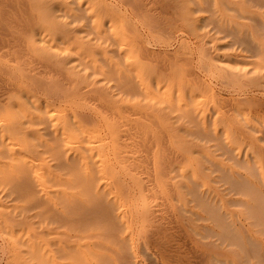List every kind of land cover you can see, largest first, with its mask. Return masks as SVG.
I'll use <instances>...</instances> for the list:
<instances>
[{"label":"rangeland","instance_id":"rangeland-1","mask_svg":"<svg viewBox=\"0 0 264 264\" xmlns=\"http://www.w3.org/2000/svg\"><path fill=\"white\" fill-rule=\"evenodd\" d=\"M106 1H108V2L113 1L115 4L120 6L121 9H123L122 11H126L125 9L130 7L128 9L129 11L127 10L128 12L127 11L126 12H127L129 20L130 19L132 20V24L129 23V22H131L129 20H128L127 24H129V26L132 25L133 28H137L143 34L144 38L146 37L145 35L148 36V38L146 37L147 40L145 38L146 46L148 48H150V50H152V52L154 53L153 54L154 56L157 54L156 57L159 58V59L157 58L159 63L156 64L157 65L156 67H158L162 71V73H163V70L165 73L167 72L165 74L166 76H168L171 73L176 74V77L180 81V82L177 81L176 83L178 85L179 84L182 85V87L184 89L183 98L179 99L176 95V96H174L175 99H173V101H171L169 103L166 100L167 98L164 99V97L166 95L165 92L163 90L161 92H159L158 89L156 87H154L153 88L154 91L156 92V89H157V92H159V94H160L159 95L158 93H156L158 95V97H157L158 103H156V104L157 105L159 104L156 107H157V110L158 109L161 110V111H158V113H157V115L159 114L158 116H160L161 118L157 117L155 113H153V115H152L149 112L142 111L140 113V112L136 111L134 109V104L136 102H140L141 104H144V105L150 104V102H148L150 98L148 99L147 96L141 92V90L139 89V84L137 82L136 76L134 74L135 73L134 72L135 63L133 61L135 59L134 57H136L137 54L134 53L133 56L126 58V54H128V52H129V51H127V52H124V54H123L124 57H122V56L120 57V55H118V53L116 51H117V49H121V48H120V46H117L119 44L112 37L113 35L111 34L112 30H111L110 26L105 24V26L103 27V29L106 33L104 41L105 40L108 41L109 38L111 39V37L113 38V39H111V41H113V40L114 41L113 42H110V41L106 42L105 45H104L103 39H102L103 43H100V42L96 43L94 41L93 43H95V45L93 44L94 45L93 47L97 50H98V48L103 49V50L105 49L104 51L108 52V56L113 57V61H114L113 63L114 64H111L109 61L107 62V59H106L107 57L104 55V53L97 52V50L92 53L93 54L92 58L93 57L96 58V62H97L96 65H94V63L88 59L85 60V59L80 58V60L74 61V59H77L79 57V52H80L79 45H80L81 41L77 38L75 40H71L72 39L71 36H74L73 33H71V32L69 34L68 33L66 34V35H68L69 38L71 37L70 40H69V38L65 39L67 37V36H65L63 40L55 39L52 41H51L50 35L47 36V34L41 32V31L39 32V34L37 35L38 37H36V44H38L39 48L41 49V54H43L42 56L44 57V59H46L47 57L48 58H47V60H45V65H43V62H44L42 60L43 57L40 56V58H39L37 52H35V55H33V53H34L33 51H31V52L29 51L27 53L25 52L27 57L24 58V61H31V62L35 61L34 64L36 65L34 68V72H32L33 69H31L30 71H26V74L29 75V78L26 77V78H28V80L24 77L25 75H22L23 71L21 73L20 72L18 73V69L16 70V68H18V66H20L22 64L21 62L19 64L18 59L11 60L14 62L13 64L10 61L0 59V70H2L1 68L5 67L10 72V75H8L7 73H9V72H7L6 69H4L6 71L3 70L4 72L0 71V107L2 106V110H3V107H4L3 105H6V106H8V109L13 114L16 115V117H17L16 119H17V121H19V122H17L18 123L17 127L19 128L18 129L19 132H21L18 134V137L19 138L23 137L26 139V142L28 143L29 148L31 149L30 150L31 156H33L35 158L39 157L44 162V164L41 168L42 170H44V172H41L42 170L39 171V172H41V175L45 174L46 170H47L45 168L49 167L53 170L55 169L60 174L62 173L63 170H64L63 172H65V173L70 171L75 176V174H77L79 171H81L80 170L81 164L79 162L80 152L78 151L77 148H71L72 147V146H70L71 144L69 145V142L66 139V137H64V135H62L61 132L59 131V128H60L59 124L63 119H66L65 118L66 116H67V118H71L72 115L70 113H76L77 110L74 107H72L69 103H68L69 104V106H68L67 102H63V101L59 102V100H57V98H54L55 100L51 99V101L55 102L56 105H55V103H54V105L50 104L51 103L49 101L50 99L48 100L46 98V100H44V98L46 96H45V92L43 89L45 88L44 85H46L47 89L50 87V89H51L50 93L51 94L54 93L53 95L55 97L63 96V95L66 96L68 94H71L69 92V91H71L70 89H72V88H74V86L76 87L78 85L77 80L79 78L77 79L76 77H78V76L72 72L73 71L72 67L73 66L77 67V70L82 71V73H80L79 76L83 80L82 81L80 79L81 82H83V83H81L79 86L83 87V90H85V91L89 90V92L86 94V96L89 99V101H87V102L90 105V109H96V111H98V109L101 107L100 106L101 98H99L100 97L99 95H101L102 97H104L106 95L111 100L117 101V102H115L114 108L119 110V113L116 112L115 116H118L120 119L118 117L115 118V116H113V119H111V123L114 124V128L117 129L118 132L115 131V129H114L115 132L112 134L109 132L110 131L109 126L102 124V125H104L102 127L103 128L105 127L104 133H102V138L105 140L102 139V141H98L97 142L98 145L95 144L96 146L94 145V149L91 152L87 151L88 153H86V151H84L82 149L88 158L90 166H92L93 168L100 167L105 162L107 164V166H110L111 168L113 167L117 171V173H119V177L121 176V178L123 176L125 177L127 175L126 174L128 171L127 169L132 168V167H139V168L142 167L143 169H153L154 170L155 167H157V166L158 167L165 166V168H169V169L172 168L170 170L171 182L173 181V183L176 182V184H177V182H178L179 184H181L182 182H180V181H184V183H188L190 185V187L192 188V190L194 192H196L198 195L200 192H203L202 187L196 185L193 180L189 181L190 177L188 178V180H187V178H186V180L184 178L183 179L179 178V174L182 176L183 173H189L192 170L191 169L192 167H190L191 165L188 166L189 163L187 162L190 159L191 161L198 164V166L201 165L200 167L203 168V170H204L203 171L201 169L203 171V176L204 175L206 176L209 174L208 175L209 179L207 178V181H208L207 183L212 188L217 189L218 192L221 193L220 196H222L225 200V207L228 210H232L231 212L234 214V215H232V219H231L232 220L231 223L233 225V228L236 229V230H234V232L236 233L237 237L238 236H240V237L243 236V237L242 238L238 237V240L237 239L235 240V243H238L239 245L235 244V246H230V247L228 245H224V246L221 245V240L218 239L217 237H209L207 239L202 240V242L204 244H206L208 247L205 245L206 246L205 248H201V246L203 245L202 242H200L201 237L197 236L196 234L193 233V231L189 230V228L186 227L187 225H185V224L187 223V221L188 222L190 221L189 224L190 223L192 225H193V223L195 225L197 224L201 230L207 231L206 228L213 226L214 224H216V222H214V224H213L212 220H210V221L206 220L205 217L209 218L210 217L209 214L208 213L205 214L204 211H203L204 212L203 213L202 210L197 209L195 207L196 204L193 202L192 205H191V203H189L188 209L191 210V212H190L191 214H188V213L186 214L188 220L186 218H184L185 221H182V222H184L185 224H183V226L179 225L178 223L174 224L173 220L170 221L172 223V225H171V223L168 225V223H169L168 219H165V221H163V222H168L167 227L169 229L173 228V230H172L173 233H172V231L169 230V233H170L169 235H170V238L172 237L173 242L170 243V245L169 244L163 245V244L159 243V240L161 239V237H164V236L155 235L154 238L152 237L150 239V237L147 233V226H149V224L148 223L141 224V222L136 223V217L133 216V214H131L135 210L134 211L131 210L133 212L130 213V209H131L130 206L127 205V209H129V207H130V209L129 210L126 209L127 212H124L125 215L123 213L124 218H126V219H123V221H124L125 226L127 223L131 229H134V232L130 229H129V231H125L124 225H121V224H118V226H119V228H118L117 223H119V221L116 218L117 212L115 210V206H112V204H107V206H106V204L105 205L102 204L106 207V209L103 210V212L104 211L107 212L109 210L110 212L108 211L107 212L108 214L106 212H104V213L98 212L99 215H97V213L94 214L90 211H89V214L87 213L88 211H86L84 213L85 214L84 216H87V219L88 220L90 219L91 222L94 224L93 227L94 228L96 227L97 233L93 232L92 234H93V236H96L95 234H97L98 239L95 240L96 238H93L94 240L93 239L92 240L95 242L97 241L96 243H98V241L103 242V241H107V239H109L108 241H110V239H111L110 237H112L114 239H111V240H114L113 242L115 244L119 241L117 239H122V238H117V237L120 235L119 233L123 229V231H121V233L123 232V234L120 235L119 237L124 236V239L126 240V241L124 240V244L127 245V248L125 246V249H127V250L123 249L122 251H120V254H119V252L117 253L115 251L109 250L107 252V250H99L98 248L97 249L94 248L93 249L94 252L92 251L93 253L91 251H88V255L90 256V258L88 259L89 261L85 260V259L84 260L80 259L79 256L76 257L77 255L73 254V255H76L75 256L76 258L72 259L71 256H70L71 259H67L68 257H66V258L62 257V259H61L62 263H64V264H66V263L67 264L68 263L69 264H99V263L100 264H132V263L133 264L134 263L135 264H178V263L186 264V263H188L189 264L191 261V264H194V262L197 263L198 259H199L198 262L200 261V258L202 257L201 256L202 252L204 254L207 253V254L211 255L210 254L211 251H213L214 249L215 250L217 249V252L222 254L223 258H225V256H231V258H233L234 261L236 260L235 261L236 264H258V263L264 264V234L262 235V232H261L264 229V223H262L264 221V217L259 218V219L263 220L261 222V221H258L259 219H258V215H257V212L260 211L261 209H262L261 210L262 212L264 211L263 210L264 209V202H263V200L261 201V199L264 198V196H263L264 195V187H263L264 184H263V180L260 176L261 169L264 170V136H263L264 135V0H225V1L224 0H195V2L197 4L194 2V0H185V2H187V3H185L184 0H162V1L161 0H140V1L138 0L139 3L141 2L140 4L138 3L139 6L140 7L142 6V7L140 8L138 6V7L134 8L135 10L133 9L132 6L128 5L127 0H125L123 2L120 0L119 1H117V0H106ZM152 2H153V4H152ZM120 3L123 5L122 7H121ZM123 3L124 4L126 3V4L124 5ZM147 3H148V5H147ZM127 5H128V7L126 8ZM187 5H188V9L184 10L185 6L187 8ZM53 6L56 9V15L61 16V17L65 16L63 19L66 20V22H68L70 24L71 28H76V27H79L82 25L86 28V30L88 32H90L89 33L90 38L96 37V33L93 32L94 29L92 30V28H93L92 23L90 24V22H92L91 18L87 14H85V12H81V11L79 12V10L77 8L78 6L75 3V0H63V1L57 0L56 3L53 4ZM158 8H160L161 10ZM132 9H133V11H132ZM139 10L140 11L142 10V11L140 12ZM163 10H164V12H163ZM131 11L133 13L135 11L136 13H134L132 15ZM74 14H78L80 16L81 20L82 19L83 20L80 22L74 23L73 18L67 17V16L71 17V15H74ZM144 14H145V17H144ZM149 16H151V18ZM131 17H134V18H131ZM146 17H147V19H146ZM162 17H164V18L162 19ZM70 19H72L73 21ZM134 21H135V23H134ZM157 25H158V27H156ZM165 25H167V26H165ZM169 25L171 28L169 27ZM107 26H108V28H107ZM149 26H151V27H149ZM132 27H130L131 28L130 30H134ZM147 27H149V29L151 28V30L153 29L152 30L153 32L150 33V31H148L149 29ZM155 27H156V29L158 28L160 30V32L158 29L156 30ZM172 27L177 32L176 31L174 32V29ZM10 28L13 29L12 27H7V30H5L7 32L0 29V37L2 36L1 38H3L6 42H8V45H14L13 41H11V37L8 36L9 35L8 30ZM182 28H184V29H182ZM161 29H163V30H161ZM164 29H166V31ZM183 30L187 33H185ZM147 31L150 34H148ZM157 31H158V33H162L161 36L157 33ZM167 31L170 34L165 33ZM155 33H157V35ZM6 34H8V35H6ZM164 35H165V37H164ZM153 36H154V38H153ZM155 36H158L161 38V40H159L160 45L156 42L157 39L155 38ZM172 36H173V38H172ZM167 37L170 38L169 39L170 41L168 40ZM154 39H155V42H154ZM166 40L168 42L167 43L168 45L165 42ZM85 41H86V39H84V42ZM10 42H12V43H10ZM42 42H44V43H42ZM115 42H116V45L114 44ZM183 43L185 46L183 45ZM110 44H112V45H110ZM179 47H182L183 50ZM199 47H201V48H199ZM63 48L64 49L69 48L68 50L71 53H68V51H67L66 54H62L63 52L65 53V51H63ZM74 48H78V50L74 49ZM72 49H74L75 51L77 50L76 52L74 51L75 55H74V52L72 51ZM5 50L7 51V49H5ZM60 50L62 51V53L60 52ZM113 50L117 54V55H115V58L113 55L109 54L110 51H113ZM180 50H181V52H180ZM8 51L11 53L13 52V51H11V49ZM77 52H78V54H77ZM130 53H131V51H130ZM169 53L172 56L169 55ZM36 54H37V56H36ZM95 54H97V55H95ZM98 54H100V55H98ZM158 54L160 55V57L158 56ZM46 55H47V57H46ZM165 55H168L170 58H168V56L166 57ZM206 55H207V57H206ZM33 56L35 59H39V60H37V62H36V60L34 58H32ZM76 56H78V57H76ZM116 56H117V58H116ZM161 56H162V59L160 61ZM184 56H185V58H184ZM211 56H213V57H211ZM164 57L166 60H167V58L170 60L165 61V59H163ZM62 58L64 59V61ZM71 58L73 59V61ZM171 58H172V60H171ZM180 58L181 59L183 58V59L181 60ZM81 59L83 60L82 62H81ZM205 59H207V60H205ZM53 60H55V61H53ZM39 61H40V64L42 63V65L38 64ZM50 61H51V63H49ZM79 61L83 64V66L80 63L81 67H79L80 66ZM163 61H164V63H160ZM74 62H77L78 64L74 63ZM132 62L134 63V65ZM166 62H168V63H166ZM53 63L56 65L54 66ZM189 63L192 64V66L188 65ZM103 65H104V67H103ZM232 65H233V67H232ZM100 66H101V68H100ZM109 66L111 67V70L109 69L110 68ZM179 66H180V68H179ZM13 67L14 68L16 67V68L14 69ZM112 67H113V69H112ZM160 67H162V68H160ZM210 67H212V68H210ZM87 68H89V69H87ZM207 68H210V70H208ZM60 70H61V72H60ZM182 70H183V72H182ZM219 70H220V72H219ZM94 72H95V74H94ZM129 72L131 73V75ZM213 72H215V73H213ZM221 72H223V73H221ZM13 73H14V75H13ZM23 73L25 74V72H23ZM97 73H100V74L97 75ZM213 74H214V76H213ZM222 74H223V76H222ZM69 75H71V77H73V78H71ZM11 76H17L16 77L17 79L12 80V78L14 79V77H11ZM33 76H34V78L40 80V81L38 80V83H37V81L35 83V84H37L36 86L38 87L37 88L38 92L36 91V86H34L35 84L29 85L32 82L33 83L35 82V81H33V80H35L33 78ZM125 76H126V78H125ZM91 77H92V79H91ZM127 77H128V79H127ZM20 78H21V80H20ZM83 78H85V80H86L85 82H87V83L84 82ZM29 79H33L32 82ZM29 81L31 83H27L28 85H25L26 84L25 82H29ZM133 81H135V82L133 83ZM20 82H23V83L19 84ZM41 82H42V84H41ZM118 82H119V84H118ZM89 83H91V85L88 88L84 89L85 86ZM128 83H130V84H128ZM135 83L137 84L136 88L134 86ZM227 84H228V86H227ZM71 85H72V87H71ZM124 85L125 86L127 85L129 87H125ZM24 86H26V87L28 86L29 88L27 87L28 89H26V87H24ZM31 86H32V88L34 87L33 90H31V88H30ZM205 86L206 87L208 86L209 89L206 88ZM119 87H122V88H119ZM128 88L130 91L128 90ZM15 89H17L19 91L17 92V90H15ZM201 89H203V90H201ZM209 90H210V92H209ZM59 91L62 92L61 95H59V93H58ZM9 92H11V93H9ZM16 92H17V94H16ZM131 92H133L132 95H130ZM203 92H205V93H203ZM139 93L142 94V96H140ZM162 93H164V95ZM192 93H195L197 95L192 97V95H191ZM117 94L120 96H118ZM13 95L14 96L16 95L15 96L16 98ZM133 95H134V97H133ZM199 95H202V96L206 95L207 96V98L205 97L206 100L201 99L202 96L200 97ZM217 95L220 98H218ZM137 96H139V98ZM188 96H190V97H188ZM166 97H168V96L166 95ZM96 98H97V100H96ZM247 98L251 101V103L252 102L253 103L251 104L250 101L248 102ZM10 99H11V101H10ZM219 99L222 102H220ZM13 100L15 102H13ZM179 100L180 101L184 100V102L181 101L180 104H178ZM255 101H256V105H255ZM96 102L97 103L99 102V106L96 105L97 104ZM182 103H184V105H182ZM65 104H66V106H65ZM194 104H195V106H194ZM186 105L188 106L187 108H186ZM70 106L74 111L71 110ZM54 108H56V109H54ZM123 109H125V110H123ZM50 110L53 112H56V114H57V112H58V114L60 112L61 113L59 115L58 114L56 115L55 113L53 114V112H51ZM79 110H82V109H79ZM183 110H185V111L183 112ZM82 111H83L82 113H81V111H78V113L86 114V112L88 110L87 111L82 110ZM125 111L128 114H130V113L131 114L128 115ZM89 112L93 113L94 111L90 110V111H88V113ZM3 113H4V111H2V113H1V109H0V150H1L0 151V162L1 161L3 162V163L1 162L2 165L5 164L3 166H0V167H2V168H0V170L2 171L1 173H6V175L4 174L5 178L4 177L0 178V186L2 185V182H3V186L0 187V190H1L0 191V205L2 206L1 210H0V220H1L0 221V235H1L0 236V264H11V263L12 264H19L17 262H18L20 255H21L20 252L29 251V250H28V248H11L12 247L11 245L17 246L16 242L19 241L21 245L23 244V246H25L24 245L25 241H27V243H28V241L33 240V238H32L31 233H29V232L27 234H30V235L26 234V236H25V234H23L24 231L27 229H25V230L23 229V231H22L23 233H22L21 232L22 229H20L19 226L15 227V225L26 223L27 227H29V226L33 225L32 223L30 224V221L38 222L41 219V217L38 216V214L43 213L42 217H44V218L41 219V220L44 219L43 222H45L47 224L48 219H49L50 224L48 222V226H50L52 228H61L60 227L61 225L63 226L66 224L62 221V220H64L65 217L61 212L64 209H67V206H69V205L66 206L63 203L64 201H62V204L60 203V205L58 207H53V206L47 205L48 204L47 202H46L47 203L46 206H45V204L43 205L42 202H45V201L41 195V192L39 193L38 189L34 188V187H36V184L33 182L35 185L34 186L33 183L29 182L31 184L28 185L25 182L26 181L25 178H24V180L22 178V180L24 181V184L26 183L25 185H27V186H25L23 184V182L21 181V175H22V177L27 176L26 178H29L28 175L31 177L33 176L29 166L25 165L21 161L18 163V166L16 167L15 170L8 168V164L11 163V162L8 163L9 160H11V155H9V154H11V152H12L11 149H13V148L11 146L9 148L8 147L9 145L7 144V142L4 141L6 139L5 138L2 139V136H1L3 133H7V130H8L7 128L9 126V124H8L9 123V120H8L9 117L4 115ZM142 113H145V114H142ZM107 114H109V112ZM122 114H124V115L127 114L129 117L127 115L124 116ZM181 114H183V115H181ZM3 115L6 116V118L5 117L4 118L7 120H4ZM133 115H135V116H133ZM123 116L125 117V119H122ZM141 117H142V119H141ZM2 118H3V120H2ZM16 119L14 118V120H16ZM118 119L121 121L123 120L125 122L118 121ZM166 119H168V120H166ZM137 122H139V124H137ZM123 123H126V124H123ZM144 123H146V124H144ZM164 125H166V126H164ZM117 126H119V127H117ZM148 126L150 128L151 127L152 128L151 129L149 128V130H148ZM231 126H232L233 130L230 129ZM46 131H47V133H46ZM68 132L70 134L75 133L76 136H80V134L77 135L79 132H77L74 127L70 126L68 128ZM76 132H77V134H76ZM210 132H211V134H210ZM106 133H107V138L105 137ZM150 133H152L151 134L152 137L150 136ZM103 134H105V135H103ZM222 135H223V137H222ZM228 136H229V139H228ZM53 138H54V140H53ZM79 138H80L79 139L80 141H83V146L85 148H88L89 147L88 140L81 139L82 136H80ZM152 138H153V140H152ZM111 139H112V141H110ZM158 139H159V141H158ZM160 140L163 143H161ZM15 141H16V143L19 142L18 140H15ZM103 142H105V143L103 144ZM153 142L156 144H154ZM66 143H68V146ZM180 144H181V146H183V145H185V146L180 147ZM106 145H107V147H106ZM2 146H4L3 149H1ZM176 147H177V149H176ZM8 148L11 152H8L9 151ZM178 148H180L181 150ZM70 149H71V151H73V150L74 151L70 153ZM101 151H103V152H101ZM96 153L99 157L96 155ZM114 153H117V154L114 155ZM34 155H36V156H34ZM160 155L162 156V159H164V160H162L164 165L162 164ZM195 155H197V156H195ZM72 156H74V157H72ZM216 156H217V158H216ZM76 157H77V159H76ZM204 158H206L208 161ZM6 160H8V161H6ZM236 161L237 162L239 161L240 163L239 162L237 163ZM256 161H257V163H256ZM4 162H7V163H4ZM75 162H78V163H75ZM185 162H187V163H185ZM253 162L256 164H254ZM212 163H214L213 166H217V167H215L216 169L214 167H211ZM252 163L254 165H256V168H255V166L252 167L253 166ZM66 164H70V166L69 165H68L69 167L65 166ZM72 164H74V165H72ZM77 164H79V165H77ZM178 164H180V165H178ZM24 165L26 166V168ZM170 166H171V168H170ZM3 167H6V169L5 168L3 169ZM58 167H60V170ZM63 167H64V169H63ZM219 167H220V169H222L223 172L222 171L220 172ZM124 168H125V170H124ZM183 168H190L191 170L190 169L183 170ZM122 169H123V171H122ZM178 169H180V171H177ZM217 169L219 170V172H217L218 171ZM245 169H247V170H245ZM3 170H5V171L9 170V171L4 172ZM228 170H229V174L227 175ZM15 171L17 173L16 176H14ZM28 171H29V173H28ZM177 172L179 173V174H177L178 177L176 176ZM216 172H217V174H215ZM122 173H124L125 175H123ZM212 173H213V175H212ZM66 174H68V173H66ZM246 174L250 179L246 176ZM255 174H256V176H255ZM258 174H259L258 181H256ZM1 175L3 176V174H1ZM18 175H20V176H18ZM253 175H254V177L252 178ZM124 177L121 179V182L123 180H125V182H128V176H126V179H124ZM219 177L222 179L224 178L225 180H221ZM245 178L246 179L248 178L249 180L248 179L246 180ZM1 179H2V181H1ZM175 179H176V181H175ZM245 180H246V186H245ZM119 181H120V178H119ZM20 182H21V184H20ZM214 182H215V184H214ZM235 182H236V186H235ZM184 183H182V184H184ZM253 183H255V184H253ZM13 184L15 186H13ZM198 184H201V183H198ZM229 184L234 186L235 190H232V186ZM247 184H248V186H247ZM250 184H251V186H250ZM11 185L13 187H11ZM31 185H33V186H31ZM50 185L53 186V188L55 190H62L64 188H66L65 187L66 185H64V183H60V182H52ZM28 186L31 190H29ZM15 187L17 189H15ZM19 187L22 189V191H21V189L19 190ZM247 187H248V189H247ZM9 189H12L14 194L11 193L12 191H10ZM34 189L35 190L37 189V190L35 191ZM239 189H241V190H239ZM251 189L252 190L254 189V191H252ZM255 189L257 191H255ZM14 190H16V191H14ZM1 192H2V194H1ZM26 193H28V194H26ZM252 193L254 196L257 193H259L258 195L260 197H256V199H258L260 203H257L255 201V198L252 199V196H253ZM36 194L37 195L39 194V195L36 196ZM223 194H224V196H223ZM235 194H236V196H235ZM18 195H20V196H18ZM27 195L30 197H27ZM15 196H16V198H15ZM32 197H34V198H32ZM28 198L34 199L33 200L34 203H32L33 201L29 200ZM92 198H93V196H91V199ZM205 198H206V194H205ZM40 199L43 201L41 202ZM91 199L89 198L90 201H92ZM209 199H211L208 201L213 203L212 205H214V203H216V205H218L216 208H218L220 206V204H217V198L209 197ZM245 201H247V203ZM27 202L30 204H28ZM40 202L42 203L41 206L44 209H42L41 206H39ZM173 203L175 204V208L176 207L177 208L175 210H172L170 208L167 209L168 206L170 205L167 202L166 203L167 208L165 207V210H164L165 211L164 217L170 218V215H172L173 213L176 212L177 217L179 216V218H180L181 212L179 211L178 206H176V203L175 202H173ZM20 205H21V207H19ZM24 205L25 206L27 205V206L25 207ZM234 205L237 208L233 207ZM22 206H24V207H22ZM47 206L51 207L52 209L51 208L48 209ZM60 206H62V207H60ZM108 206H109V209L107 208ZM111 207L112 208L114 207V208L112 210H110ZM3 208L9 209V211L4 210ZM26 208H28V209L26 210ZM62 208H64V209H62ZM45 209H48L47 211L49 213L46 212L47 215H45L46 213L44 214L45 211H43V210H45ZM162 209H163V207H162ZM39 210H42L43 212L39 211ZM114 210H115V212H114ZM246 211H249V214ZM255 211H257V212L254 216ZM80 213H81V211L79 212V214ZM6 214H8V215L10 214L9 216L13 220L12 219L9 220L8 219L9 216H7ZM105 214H107L108 217ZM44 215L47 217H45ZM104 215H105V217H104ZM243 215H245V216L243 217ZM248 215L251 217V220H250V218L247 219ZM38 217H39V219H38ZM97 217H99L101 219L100 223L98 222L99 220L97 219ZM254 217L257 220L254 219ZM19 218L21 220H19ZM46 218H48V219L46 220ZM76 218H77V220H75ZM106 218H110L112 221L110 219L106 220ZM57 219H58V222L60 221V223H59V225L61 224L60 226L58 225V223L56 221ZM78 219H79V216H77V215L73 216V219L71 216V218L68 220V223L66 225L69 226L70 225L69 223H71L75 227L77 226L79 228L80 225L77 222ZM103 219H105L108 222L109 221L112 222V223L109 222L108 224H110V226H112L111 228H113L114 232H109L107 227L102 226L105 223V222L102 223ZM200 219H201V221H200ZM236 219H238V220H236ZM15 220L16 221L18 220V221L15 222ZM65 220L67 222L66 218H65ZM70 220H71V222H70ZM26 221L27 222L29 221V225ZM191 221H193V222H191ZM51 222H54V224ZM248 222L253 223L256 226L260 222V224L262 223L261 227L263 226L262 227L263 229H261L259 224L258 225H259L260 229L258 226L257 227L253 226V224H248L249 228H247ZM140 224H141L143 229H141V226H139ZM57 225H58V227H56ZM105 225H106V223H105ZM170 225L172 228H170ZM216 225L220 230L216 229L215 227H214V229H216V231H219L221 233L222 232L221 228L219 227L218 224H216ZM34 226H36V225H34ZM136 226H137V228H136ZM174 226L180 227L181 231H184V230L185 231L181 232L179 229L175 228ZM8 227H12L14 230H16V232L19 230L21 233L17 234L15 231H13L14 235L8 233V237L13 235V236H11L13 238H8L7 234H5V233H7L6 232L7 230H8V232L10 231ZM36 227H38V226H36ZM121 227H122V229H121ZM165 227H166V224H165ZM4 228H7V230ZM97 228L99 229L98 231H97ZM100 228H101V230H100ZM245 228H246V230H245ZM62 229H63V227H62ZM136 229H137V231H136ZM174 229H177V231ZM258 229H259V231L261 230L260 233L258 234L260 237L258 235H256L258 233ZM118 230H119V232H118ZM252 230H254L255 232H253ZM105 231H107V232H105ZM205 231H202V232L205 233ZM117 232L119 235L117 234ZM124 232H126V233H124ZM185 232H186V234H183ZM132 233H134V234H132ZM139 233L140 234L142 233V235H140ZM180 233L182 235H180ZM15 235H16V237L19 238V240L18 239L14 240ZM104 235H105V237H104ZM129 235H132V236L129 237ZM143 235H146L145 240L142 239ZM174 235H175V237H174ZM99 236H101V237L99 238ZM20 237H21V239H20ZM139 237H140V240H139ZM195 238H197V241L195 240ZM250 238H252V239H250ZM130 239H132V240H130ZM116 240H117V242H115ZM216 240L219 242H215ZM120 241H122V240H120ZM120 243H118L117 245L122 246L123 242H120ZM207 243H214V245L220 244L222 248L221 247L220 248H212V247H214V245L207 244ZM6 245L8 248L6 247ZM130 245H132V246H130ZM209 245H210V247H209ZM23 246L19 245L18 247H23ZM119 246H118V248H119ZM195 246H197V247L199 246V248H194ZM244 246L247 248H244ZM241 247H243V248H241ZM120 248H122V247H120ZM15 250H17L16 255H15ZM13 251H14V253H12ZM18 251H20V252L18 253ZM10 252H11V254H10ZM198 252H199V254H198ZM73 253H75V252H73ZM257 253L259 254V256L257 255ZM197 254H198V256H196ZM101 257H102V260H101ZM178 257H180V258L182 257L183 258V259H181L182 261H180V262L176 261L177 260L176 258H178ZM208 258H206L205 260L208 261L209 260ZM63 259H66L67 261L63 260ZM104 259H105V261H103ZM186 259H189L190 261L188 260L186 262ZM173 260H175L178 263H175V261H173ZM200 262H199V264H202V261H200ZM225 264H227V263H225Z\"/></svg>","mask_w":264,"mask_h":264},{"label":"bare ground","instance_id":"bare-ground-1","mask_svg":"<svg viewBox=\"0 0 264 264\" xmlns=\"http://www.w3.org/2000/svg\"><path fill=\"white\" fill-rule=\"evenodd\" d=\"M56 1L57 0H0V29H2V30H7V27H12L13 29H9L8 31V33H9V35L8 34H6V35H8L9 37H11V41H13V43H14V45H8V42H6L3 38H1L0 37V59L1 60H6V61H10L12 64L14 63L13 61H11V60H16V59H18V62H19V64H20V62L22 63L20 66H18V68H16V70L18 69V73L20 72H25V74L22 72V75H25L24 77L26 78V77H28L29 78V75H27L26 74V71H30L31 69H33V71L32 72H34V68H35V64H34V62H31V61H24V58H26L27 57V55H26V53L27 52H31V51H33L34 53H33V55H35V52H37L38 53V56H39V58H40V56H42L43 54H41V49L39 48V46H38V44H36V37H38L37 35L39 34V32L41 31V32H43V33H45V34H47V36H51L50 38H51V41L52 40H55V39H60V40H63L64 39V37L65 36H67L65 39H67V38H69L68 37V35H66L67 33L69 34L70 32L71 33H73V35L74 36H71L72 37V39H71V37L69 38V40L71 39V40H75L76 38L77 39H79L80 41H81V43H80V45H79V49H80V52H79V57L78 56H76V57H78L77 59H74V61H78V60H80V58H82V59H88V60H90V61H92L93 63H94V65H96V58H92V56H93V52L94 51H96L97 49H95L93 46L95 45V43H93L94 41L96 42V43H98V42H100V43H103L102 42V39H103V41H104V38H105V31H104V29H103V27L105 26V24L106 25H109L110 26V28H111V30H112V37L114 38V40L119 44V45H117V46H120V48L121 49H117V53H118V55H120V57L122 56V57H124L123 56V54H124V52H127V51H129L128 52V54H126V58H129V57H131V56H133V54L135 53V54H137L136 55V57H134L135 59H134V63H135V69H134V74H135V76H136V79H137V82H138V84H139V89L141 90V92L143 93V94H145L146 96H147V98L149 99V101L148 102H150V104H141L140 102H136L135 104H134V109L136 110V111H138V112H142V111H145V112H149L150 114H152L153 115V113H155L156 114V116L157 117H160V116H158L157 115V113H158V111H161L160 109H158L157 110V107L156 106H158L156 103H158V100H157V97H158V95L156 94V93H158L159 94V92H161L162 90L165 92V94L168 96V97H166V95H165V97H164V99H166L169 103L171 102V101H173V99H175L174 98V96H176L177 95V97L179 98V99H182L183 98V95H184V89H183V87H182V85H178L176 82L178 81V82H180L179 81V79L176 77V74H174V73H171V74H169L168 76H166L165 74L167 73H165L164 72V70H163V73H162V71L158 68V67H156L157 65V63H159L158 62V57H156V55L154 56L153 54V52H152V50H150V48H148L147 46H146V41H145V38L147 37L148 38V36L147 35H145L146 37L144 38V36H143V34L137 29V28H133L132 27V25L131 26H129V24H127L128 23V20H129V18H128V15H127V12L129 11L128 9L130 8H127L128 7V5L129 6H132L133 7V9L134 8H136V7H138L139 6V4L141 3H139L138 2V0H127V2H128V5L126 6V8L127 9H125L126 11H122L123 9H121L120 8V6H118L117 4H115L113 1V3L112 2H108V1H106V0H75V3L77 4V8H78V10H79V12L81 11V12H85V14H87L90 18H91V20H92V22H90V24L92 23V30H93V32L94 33H96V37H94V38H90L89 36H90V32H88L87 30H86V28L84 27V26H79V27H76V28H71L70 27V24L68 23V22H66V20H64L63 18L65 17L64 15V17H61V16H58V15H56V9L54 8V6H53V4H55L56 3ZM61 1H63V0H61ZM117 1H119V0H117ZM120 1H125V0H120ZM140 1V0H139ZM162 1V0H161ZM225 1V0H224ZM146 2V1H145ZM172 2V1H171ZM178 2V1H177ZM184 2H185V0H184ZM194 2H195V0H194ZM65 3V2H64ZM139 3V4H138ZM164 3V2H163ZM185 3H187V2H185ZM196 3V2H195ZM229 3V2H228ZM121 4V3H120ZM124 4V3H123ZM126 4V3H125ZM124 4V5H125ZM152 4H153V2H152ZM179 4V3H178ZM197 4V3H196ZM147 5H148V3H147ZM151 5V4H150ZM157 5V4H156ZM182 5V4H181ZM184 5V4H183ZM205 5V4H204ZM62 6V5H61ZM123 5L121 4V7H122ZM161 6V5H160ZM125 7V6H124ZM131 7V8H132ZM140 7V6H139ZM142 7V6H141ZM140 7V8H141ZM170 7V6H169ZM178 7V6H177ZM184 7V6H183ZM228 7V6H227ZM133 9H132V11H133ZM139 9V8H138ZM158 9H160V8H158ZM188 9V5H187V8H186V6H185V9L184 10H187ZM135 10V9H134ZM161 10V9H160ZM197 10V9H196ZM203 10V9H202ZM71 11V10H70ZM131 11V12H132ZM137 11V10H136ZM140 11V10H139ZM142 11V10H141ZM140 11V12H141ZM144 11V10H143ZM169 11V10H168ZM163 12H164V10H163ZM178 12V11H177ZM202 12V11H201ZM134 13H136L135 11H134ZM133 12H132V15L134 14ZM64 14V13H63ZM84 14V15H85ZM129 14V13H128ZM146 14V13H145ZM145 14H144V17H145ZM149 14V13H148ZM147 14V15H148ZM170 15V14H169ZM130 16V15H129ZM136 16V15H135ZM155 16V15H154ZM153 16V17H154ZM67 17H69V18H73V20H74V23L75 22H80V21H82L81 20V18H80V16L78 15V14H74V15H71V17L70 16H67ZM150 18H151V16H149ZM148 17V18H149ZM131 18H134V17H131ZM164 17H162V19H163ZM139 19V18H138ZM146 19H147V17H146ZM155 19V18H154ZM70 20H72V19H70ZM72 20V21H73ZM142 20V19H141ZM144 20V19H143ZM150 20V19H149ZM152 20V19H151ZM160 20V19H159ZM129 21H131V22H129V23H131L132 24V20L130 19ZM145 21V20H144ZM172 21V20H171ZM89 22V21H88ZM180 22V21H179ZM134 23H135V21H134ZM152 23V22H151ZM155 23V22H154ZM172 23V22H171ZM176 23V22H175ZM147 24V23H146ZM149 24V23H148ZM181 24V23H180ZM194 24V23H193ZM143 25V24H142ZM154 26V25H153ZM165 26H167V25H165ZM181 26V25H180ZM194 26V25H193ZM196 26V25H195ZM130 27H132L134 30H130L131 28ZM149 27H151V26H149ZM149 27H147L148 29H149ZM156 27H158V25L156 26ZM156 27H155V29H156ZM169 27H170V25H169ZM182 27V26H181ZM89 28V27H88ZM107 28H108V26H107ZM167 28V27H166ZM171 28V27H170ZM173 28V27H172ZM208 28V27H207ZM91 29V28H90ZM154 29V30H155ZM158 29V28H157ZM156 29V30H157ZM174 29V28H173ZM182 29H184V28H182ZM146 30V29H145ZM153 30V29H152ZM151 30V28L148 30V31H150V33H152L153 31ZM159 30V29H158ZM161 30H163V29H161ZM165 31H166V29H164ZM148 31H147V33H148ZM176 30L174 29V32H175ZM179 31V30H178ZM184 31V30H183ZM5 32H7V31H5ZM4 32V33H5ZM92 32V31H91ZM159 32H160V30H159ZM162 32V31H161ZM177 32V31H176ZM182 32V31H181ZM185 32V31H184ZM190 32V31H189ZM192 32V31H191ZM150 33H148V34H150ZM157 33H158V31H157ZM157 33H155L156 35H157ZM165 33H169L168 31L167 32H165ZM164 33V34H165ZM185 33H187V32H185ZM93 34V33H92ZM108 34V33H107ZM160 36H161V34L162 33H158ZM170 34V33H169ZM172 34V33H171ZM194 34V33H193ZM71 35V34H70ZM173 35V34H172ZM196 35V34H195ZM223 35V34H222ZM226 35V34H225ZM108 36V35H107ZM174 36V35H173ZM173 36H172V38H173ZM197 36V35H196ZM111 37V39H113ZM164 37H165V35H164ZM170 37V36H169ZM175 37V36H174ZM188 37V36H187ZM204 37V36H203ZM231 37V36H230ZM6 38V37H5ZM107 38V37H106ZM147 38H146V40H147ZM153 38H154V36H153ZM155 38L157 39V43L159 44V40H161V38L160 37H158V36H155ZM168 38V37H167ZM171 38V39H172ZM205 38V37H204ZM84 39H86V41L84 42ZM111 39L109 38V40L108 41H104V45L106 44V42H113V41H111ZM170 38H168V40H169ZM216 39V38H215ZM7 40V39H6ZM163 40V39H162ZM173 40V39H172ZM78 41V40H77ZM170 41V40H169ZM66 42V41H65ZM79 42V41H78ZM116 42L114 43L115 45H116ZM154 42H155V39H154ZM164 42V41H163ZM162 42V43H163ZM166 42V44L168 43L167 42V40L165 41ZM10 43H12V42H10ZM42 43H44V42H42ZM86 43V44H85ZM244 43V42H243ZM94 44V45H93ZM110 45H112V44H110ZM160 45V44H159ZM163 45V44H162ZM168 45V44H167ZM166 45V46H167ZM183 45H184V43H183ZM76 46V45H75ZM185 46V45H184ZM67 47V46H66ZM77 47V46H76ZM98 47V46H97ZM96 47V48H97ZM250 47V46H249ZM59 48V47H58ZM119 48V47H118ZM179 48H181L182 49V47H179ZM185 48V47H184ZM199 48H201V47H199ZM5 49H7V51L5 50ZM11 49V51H13L12 53L11 52H9L8 50H10ZM67 49V48H66ZM66 49H64L63 48V51H65V53L63 52L62 53V51L60 50V52L62 53V54H66V52L68 51V53H71V52H69V48L66 50ZM74 49H77L78 50V48H74ZM74 49H72V51L74 52L75 50ZM245 49V48H244ZM250 49V48H249ZM44 50V49H43ZM76 50V51H77ZM103 49H100V48H98V50H97V52H101V53H104V55L107 57L106 59H107V62L109 61L111 64H114L113 62V57L112 56H108V52L107 51H102ZM183 50V49H182ZM75 51V52H76ZM130 51H131V53H130ZM154 51V50H153ZM186 51V50H185ZM26 52V53H25ZM75 52H74V55H75ZM116 52H114V50L113 51H110V55H113L114 56V58H115V55H117L116 54ZM180 52H181V50H180ZM202 52V51H201ZM41 55H40V54ZM115 53V54H114ZM208 53V52H207ZM32 54V53H31ZM77 54H78V52H77ZM92 54V55H91ZM168 54V53H167ZM183 54V53H182ZM26 55V56H25ZM95 55H97V54H95ZM98 55H100V54H98ZM163 55V54H162ZM169 55H171L170 53H169ZM187 55V54H186ZM189 55V54H188ZM30 56V55H29ZM36 56H37V54H36ZM135 56V55H134ZM158 56L160 57V55L158 54ZM166 57L168 56V55H165ZM172 56V55H171ZM43 57V56H42ZM46 57H47V55H46ZM45 57V58H46ZM73 57V56H72ZM181 57V56H180ZM205 57V56H204ZM206 57H207V55H206ZM211 57H213V56H211ZM257 57V56H256ZM32 58H34V56L32 57ZM48 58V57H47ZM47 58L46 59H44V57L42 58V60L44 61L43 62V65H45V60H47ZM69 58V57H68ZM116 58H117V56H116ZM158 58V59H157ZM168 58H170L169 56H168ZM167 58V60L165 59V57L163 58V59H165V61H168V60H170V59H168ZM173 58V57H172ZM172 58H171V60H172ZM179 58V57H178ZM184 58H185V56H184ZM216 58V57H215ZM230 58V57H229ZM237 58V57H236ZM35 59V58H34ZM63 59V58H62ZM72 59V58H71ZM81 59V62L83 61ZM161 59H162V56H161V58H160V61H161ZM181 59V58H180ZM183 59V58H182ZM181 59V60H182ZM210 59V58H209ZM36 60V62H37V60H39V59H35ZM51 60V59H50ZM116 60V59H115ZM121 60V59H120ZM179 60V59H178ZM205 60H207V59H205ZM204 60V61H205ZM212 60V59H211ZM53 61H55V60H53ZM63 61H64V59H63ZM72 61H73V59H72ZM102 61V60H101ZM106 61V60H105ZM130 61V60H129ZM180 61V60H179ZM42 62V61H41ZM80 61H79V65H80V63H81ZM132 62V63H133ZM170 62V61H169ZM201 62V61H200ZM4 63V62H3ZM49 63H51V61L49 62ZM74 63H77V62H74ZM73 63V64H74ZM134 63H133V65H134ZM160 63H164V61L163 62H160ZM166 63H168V62H166ZM165 63V64H166ZM191 63V62H190ZM188 64V65H191L192 66V64ZM39 65H42V63L40 64V61H39V63H38ZM48 64V63H47ZM46 64V65H47ZM54 64V63H53ZM72 64V63H71ZM78 64V63H77ZM82 64V63H81ZM102 64V63H101ZM56 64H54V66H55ZM89 65V64H88ZM132 65V64H131ZM132 65V66H133ZM160 65V64H159ZM210 65V64H209ZM212 65V64H211ZM230 65V64H229ZM82 66H83V64H82ZM161 66V65H160ZM213 66V65H212ZM215 66V65H214ZM79 67H81V65L79 66ZM88 67V66H87ZM103 67H104V65H103ZM110 67V66H109ZM232 67H233V65H232ZM9 68V67H8ZM14 68V67H13ZM14 68V69H15ZM61 68V67H60ZM90 68V67H89ZM89 68H87V69H89ZM100 68H101V66H100ZM160 68H162V67H160ZM168 68V67H167ZM174 68V67H173ZM179 68H180V66H179ZM210 68H212V67H210ZM210 68H207L208 70H210ZM215 68V67H214ZM2 70H0V71H3L4 69H6L5 67H3V68H1ZM11 69V68H10ZM110 70H111V67L109 68ZM112 69H113V67H112ZM175 69V68H174ZM177 69V68H176ZM7 70V72H9L8 71V69H6ZM6 70H4V71H6ZM72 72L73 73H75L78 77H76L78 80V85L75 87L74 86V88H72V89H70L71 91H69L71 94H68V95H66V96H57V97H55L53 94H51L50 92H51V89H50V87L47 89V87H46V85H44L45 86V88L43 89L44 90V92H45V98H44V100H46V98L51 102H49L50 104H53L54 105V103L55 102H53V101H51V99H53V100H55L54 98H57V100H59V102L60 101H63V102H67V105L69 106V104L72 106V107H74L77 111H76V113H70L72 116H71V118H67V116L65 117L66 119H63L61 122H60V124H59V131L61 132V134L62 135H64V137H66V139L68 140V142H69V145L70 146H72L71 148H77L78 149V151L80 152V156H79V162H80V164H81V171H79L77 174H75V176L70 172H66V173H68V174H66L65 172H63L62 171V173L60 174L59 172H57L55 169L53 170V169H51V168H45V169H47L46 170V173L45 174H43V175H41V172H44V170H42L41 168H42V166H43V164H44V162H43V160H41L39 157V159L38 158H35V157H33V156H31V154H30V148H29V145H28V143L26 142V139L25 138H19L18 137V134L19 133H21V132H19V128L17 127V125H18V123L17 122H19V121H17V117H16V115L15 114H13L9 109H8V106H6V105H3L4 107H3V110H2V106L0 107V109H1V113H2V111H4V115H6V116H8L9 117V126H8V130H7V133H3L1 136H2V139H6V140H4V141H6L7 142V144L9 145L8 147L10 148V146L13 148V149H11L12 150V152L9 150V148H8V152H11V154H9V155H11V160H9V162L8 163H10V164H8V168H11V169H13V170H15L16 169V167L18 166V163L19 162H23L25 165H27V166H29V168H30V170H31V172H32V177L31 176H29L28 175V177L29 178H26L27 176H25V177H22V175H21V181L23 182V184H24V178H25V182L29 185V184H31V183H35L36 184V187H34V188H37L38 189V192L40 193L41 192V195H42V197L44 198V201L45 202H42L43 200H41V202L43 203V205L45 204V206H46V204L47 205H50V206H53V207H58L59 205H60V203L62 204V201H64L63 203L67 206V205H69V206H67V209H64V208H62V209H64L61 213L64 215V217L67 219V222H66V220H65V218H64V220H62L64 223H68V220L71 218V216H72V219H73V216H79V219H78V223H79V225H80V227L78 228L77 226L75 227L73 224H71V223H69L70 225L69 226H67L66 224V226L65 225H59V223H60V221L58 222V219L56 220L57 221V223H58V225L61 227V228H52V227H50V226H48V222H49V224H50V220L48 219V218H46V220L48 219V222H47V224L45 223V222H43V220H41L42 218H44V217H42V214H38V216H40L41 217V221L39 220L38 222H33V221H30V224L32 223L33 225H31V226H29V227H27V224L25 223V224H19V225H15V227L17 226H19V228L20 229H22L21 230V232L23 231V229L25 230V229H27V230H25L24 231V233L23 234H25V236H26V234L29 232V233H31V235H32V238H33V240H31V241H28V243H27V241H25V246H23V244L21 245L20 244V242L18 241L19 240V238L18 237H16V235L14 236V240L15 239H18L17 241L19 242H16V245L17 246H14V245H11L10 247L11 248H28V250L29 251H22V252H20V251H18V253L20 252L21 253V255H20V257H19V259H18V262L17 263H19V264H64V263H62V257H64V258H66V257H68L67 259H73V258H76V257H78L79 256V258L80 259H85V260H88L89 258H90V256L88 255V251H93V249L94 248H98L99 250H107V252L110 250V251H115V252H119V254H120V251H122L123 249L124 250H127V249H125V246H126V248H127V245H125L124 244V236H121V237H119L120 235H122L123 234V232L121 233V231H123V229H122V227H121V231H120V235L118 234V232H119V230H118V232H117V234L119 235L117 238H122V239H117V240H119L118 242H117V240L115 241V242H117V243H115L114 244V240H111V239H114V238H112V237H110L111 239H110V241H108L109 239H107V241H101V242H99L98 241V243H96L95 241H93L94 239L93 238H96L95 240H97L98 238V236H97V234H95L96 236H93V232L94 233H97L96 232V227L94 228L93 227V223L91 222V220L89 219H87V216H84L85 214V212L86 211H88L87 213L89 214V211L90 212H92V213H97V215H99V213H101V212H103V210H105L106 209V207L104 206L105 204H106V206H107V204H112V206H115V210H116V218H117V220L119 221V223H117V226H118V224H121V225H124V227L126 228H124V230L125 231H129V229L130 230H132L133 232H134V229H131L130 228V226L126 223V226H125V224H124V221H123V219H126V218H124V215H125V213L124 212H127L126 211V209H127V205L128 206H130L131 207V209H130V207H129V209H130V213L131 212H133L134 210V212L133 213H131V214H133V216H135L136 217V223H138V222H141V224H145V223H148L149 224V226H147V233H148V235H149V237H150V239L153 237H155V235H162V236H164V237H161V239L159 240V243L160 244H163V245H170V243H172L173 241H172V237L170 238V233H169V230L170 231H172L173 230V228L171 227V225H172V223L170 222V221H172L173 220V222H174V224L176 223H178L179 225H182L183 226V224H185L184 222H182V221H185V219L184 218H186L187 219V213L188 214H191L190 212H191V210H189L188 209V206H189V203H191V205H192V203L194 202L196 205H195V207L197 208V209H199V210H202V212L204 211L205 212V214H209V216L211 217H209V218H206L205 217V219L206 220H208V221H210V220H212L213 221V224H214V222H216V224H218L219 225V227L221 228V230H222V232L220 233L219 231H216V229H218V230H220L218 227H217V225L216 224H214L213 226H211V227H209V228H206L207 229V231H205V230H201L200 229V227L196 224H194L193 223V225L190 223L189 224V222L187 221V223L185 224V225H187L186 227H188L189 228V230H191V231H193V233L194 234H196L197 236H200L201 237V240H200V242H202V240L203 239H207V238H209V237H217L218 239H220L221 240V245H228L229 247L230 246H235V244H237V245H239L238 243H235V240L237 239L238 240V237H240V236H238L237 237V235H236V233L234 232V230H236V229H234L233 228V225H232V215H234L231 211L232 210H228L226 207H225V200H224V198L222 197V196H220V194L221 193H219L218 192V190L217 189H215V188H212L207 182V178L209 179V177H208V175H204L203 176V168H201L200 166H198V164H196L195 162H193V161H191L190 159L187 161L188 163H189V165L188 166H190V167H192L191 169L190 168H183V170H186V169H190L191 171L189 172V173H183L182 174V176L177 172L176 173V176L178 177V175L177 174H179V178H184L185 180H186V178H187V180H188V178H189V181L190 180H193L194 181V183L196 184V185H198V186H200V187H202V189H203V192H200L198 195H197V193L196 192H194L193 190H192V188L190 187V185L188 184V183H184V181H180V182H182V183H184V184H179L178 182H177V184H176V179H175V183H173V181L171 182V176H170V174H171V172H170V170L172 169L171 168V166H170V168L171 169H169V168H165V166H162V167H155V169L153 170V169H143L142 167L141 168H139V167H132V168H129V169H127L128 171H127V175L126 176H128V182H125V180H123L122 182H121V179L124 177H122L121 178V176L119 177V173H117V171L112 167H110V166H107V164L104 162L103 163V165L102 166H100V167H95V168H93L92 166H90V164H89V161H88V158H87V156H86V154L83 152V150L84 151H86V153H88L87 151H89V152H91L93 149H94V145L95 144H97V142L98 141H102V133H104V128L102 127V126H104V125H102V124H105V125H107V126H109V129H110V133H114L115 131H117V129H115L114 128V124H112L111 123V119H113V116H115V113L117 112V113H119V110H117V109H115L114 108V105H115V102H117V101H113V100H111L109 97H107L106 95V97L104 96V97H102L101 95H99L98 97L99 98H101V104H100V108L98 109V111H96V109H90V105H89V103L87 102V101H89V99H88V97L86 96V94L89 92V90H83V87H80L79 85L81 84V83H83V82H81V78H80V76H79V74L80 73H82V71H79V70H77V67H75V66H73L72 67ZM133 70V69H132ZM178 70V69H177ZM190 70V69H189ZM188 70V71H189ZM215 70V69H214ZM3 71V72H4ZM11 71V70H10ZM58 71V70H57ZM70 71V70H69ZM85 71V70H84ZM13 72V71H12ZM60 72H61V70H60ZM182 72H183V70H182ZM187 72V71H186ZM194 72V71H193ZM217 72V71H216ZM219 72H220V70H219ZM57 73V72H56ZM72 73V74H73ZM128 73V72H127ZM130 73V72H129ZM133 73V72H132ZM213 73H215V72H213ZM221 73H223V72H221ZM225 73V72H224ZM2 74V73H1ZM8 75H10V72L9 73H7ZM16 74V73H15ZM32 74V73H31ZM70 74V73H69ZM94 74H95V72H94ZM98 74H100V73H97V75ZM207 74V73H206ZM13 75H14V73H13ZM39 75V74H38ZM65 75V74H64ZM110 75V74H109ZM130 75H131V73H130ZM225 75V74H224ZM19 76V75H18ZM70 77H71V75H69ZM185 76V75H184ZM213 76H214V74H213ZM221 76V75H220ZM219 76V77H220ZM222 76H223V74H222ZM10 77V76H9ZM11 77H14V79L12 78V80H15V79H17L16 77L17 76H11ZM23 77V78H24ZM93 77V76H92ZM92 77H91V79H92ZM19 78V77H18ZM28 78H26L27 80H28ZM33 78H34V76H33ZM69 78V77H68ZM71 78H73V77H71ZM125 78H126V76H125ZM25 79V80H26ZM35 80H33V79H29V80H31V82H32V80L33 81H35L34 83L32 82H25L26 84L25 85H28L27 83H31V84H29V85H33V84H35L36 83V81H37V83H38V80L39 79H36V78H34ZM81 79V80H80ZM84 79V82L86 81L85 80V78H83ZM123 79V78H122ZM127 79H128V77H127ZM126 79V80H127ZM20 80H21V78H20ZM26 80V81H27ZM90 80V79H89ZM125 80V79H124ZM196 80V79H195ZM225 80V79H224ZM40 81V80H39ZM66 81V80H65ZM83 81V80H82ZM190 81V80H189ZM230 81V80H229ZM232 81V80H231ZM254 81V80H253ZM75 82V81H74ZM106 82V81H105ZM135 81H133V83H134ZM184 82V81H183ZM197 82V81H196ZM228 82V81H227ZM247 82V81H246ZM21 83H23V82H20L19 84H21ZM49 83V82H48ZM68 83V82H67ZM70 83V82H69ZM85 83H87V82H85ZM117 83V82H116ZM185 83V82H184ZM187 83V82H186ZM192 83V82H191ZM40 84V83H39ZM41 84H42V82H41ZM71 84V83H70ZM118 84H119V82H118ZM128 84H130V83H128ZM127 84V85H128ZM234 84V83H233ZM23 85V84H22ZM37 84H35L34 86H36ZM91 85V83H89V84H87L86 86H85V88L84 89H86V88H88L89 86ZM125 86V87H129V86ZM136 83H135V88H136ZM201 85V84H200ZM205 85V84H204ZM238 85V84H237ZM236 85V86H237ZM244 85V84H243ZM3 86V85H2ZM41 86V85H40ZM70 86V85H69ZM133 86V87H134ZM199 86V85H198ZM223 86V85H222ZM227 86H228V84H227ZM248 86V85H247ZM24 87H26V86H24ZM28 87V86H27ZM26 87V89H28ZM60 87V86H59ZM71 87H72V85H71ZM95 87V86H94ZM154 87H156L157 89H158V91L159 92H157V89H156V92L154 91ZM204 87V86H203ZM202 87V88H203ZM206 87V86H205ZM213 87V86H212ZM9 88V87H8ZM31 88V90H33V88H32V86L30 87ZM37 86H36V91H37ZM68 88V87H67ZM119 88H122V87H119ZM206 88H208V86L206 87ZM205 88V89H206ZM249 88V87H248ZM259 88V87H258ZM200 89V88H199ZM204 89V90H205ZM209 89V88H208ZM245 89V88H244ZM15 90H17V89H15ZM93 90V89H92ZM128 90H129V88H128ZM136 90V89H135ZM139 90V91H140ZM190 90V89H189ZM201 90H203V89H201ZM263 90V89H262ZM14 91V90H13ZM19 90H17V92H18ZM83 91V92H82ZM120 91V90H119ZM124 91V90H123ZM130 91V90H129ZM15 92V91H14ZM17 92H16V94H17ZM34 92V91H33ZM38 92V91H37ZM40 92V91H39ZM43 92V93H44ZM61 91H59L58 93H59V95H61L62 94V92L60 93ZM209 92H210V90H209ZM9 93H11V92H9ZM36 93V92H35ZM34 93V94H35ZM42 93V94H43ZM107 93V92H106ZM132 93L133 92H131V94L130 95H132ZM190 93V92H189ZM203 93H205V92H203ZM15 94V93H14ZM19 94V93H18ZM57 94V93H56ZM102 94V93H101ZM140 94V93H139ZM163 95H164V93H162ZM8 95V94H7ZM10 95V94H9ZM37 95V94H36ZM44 95V94H43ZM118 95V94H117ZM160 95V94H159ZM192 95V97L193 96H196L197 94H195V93H192L191 94ZM190 95V96H191ZM12 96V95H11ZM14 96V95H13ZM16 96V95H15ZM14 96V97H15ZM114 96V95H113ZM118 96H120V95H118ZM140 96H142V94H140ZM190 96H188V97H190ZM200 97L202 96V95H199ZM198 96V97H199ZM218 96V95H217ZM115 97V96H114ZM133 97H134V95H133ZM138 98H139V96H137ZM205 97L207 98V96L205 95V96H202L201 97V99H205ZM222 97V96H221ZM16 98V97H15ZM91 98V97H90ZM108 98V99H107ZM163 98V97H162ZM196 98V97H195ZM218 98H220L219 96H218ZM93 99V98H92ZM198 99V98H197ZM248 99V98H247ZM246 99V100H247ZM95 100V99H94ZM96 100H97V98H96ZM165 100V101H166ZM206 100V99H205ZM220 100V99H219ZM10 101H11V99H10ZM127 101V100H126ZM181 101H183L184 102V100H181ZM180 100H179V103L178 104H180V102H181ZM210 101V100H209ZM248 102L250 101L249 99L247 100ZM13 102H15L14 100H13ZM57 102V101H56ZM93 102V101H92ZM146 102V101H145ZM220 102H222L221 100H220ZM258 102V101H257ZM69 103V104H68ZM91 103V102H90ZM94 103V102H93ZM97 103V102H96ZM95 103V104H96ZM176 103V102H175ZM190 103V102H189ZM188 103V104H189ZM250 103H251V101H250ZM249 103V104H250ZM253 103V102H252ZM251 103V104H252ZM62 104V103H61ZM172 104V103H171ZM223 104V103H222ZM43 105V104H42ZM55 105H56V103H55ZM60 105V104H59ZM96 105H98L99 106V102L96 104ZM182 105H184V103H182ZM216 105V104H215ZM214 105V106H215ZM244 105V104H243ZM255 105H256V101H255ZM65 106H66V104H65ZM71 106H70V108H71ZM97 106V107H98ZM119 106V105H118ZM123 106V105H122ZM194 106H195V104H194ZM220 106V105H219ZM242 106V105H241ZM253 106V105H252ZM258 106V105H257ZM58 107V106H57ZM61 107V106H60ZM94 107V106H93ZM117 107V106H116ZM188 106L186 105V108H187ZM193 107V106H192ZM244 107V106H243ZM54 109H56V108H54ZM58 109V108H57ZM79 109H82V110H84V111H90V110H92V111H94L93 113H91V112H89L88 113V111L86 112V114H81L83 111L82 110H79ZM219 109V108H218ZM222 109V108H221ZM71 110H73L72 108H71ZM123 110H125V109H123ZM48 111V110H47ZM51 111V110H50ZM49 111V112H50ZM55 111V110H54ZM61 111V110H60ZM74 111V110H73ZM78 111H81V113H78ZM122 111V110H121ZM128 111V110H127ZM185 110H183V112H184ZM51 112H53V111H51ZM50 112V113H51ZM109 112V114H107ZM126 112V111H125ZM29 113V112H28ZM56 114V112H53V114ZM61 113V112H60ZM59 113V114H60ZM123 113V112H122ZM127 113V112H126ZM181 113V112H180ZM57 114H58V112H57ZM56 114V115H57ZM58 114V115H59ZM69 114V115H70ZM128 114V113H127ZM127 114H125V115H127ZM131 114V113H130ZM130 114H128V115H130ZM142 114H145V113H142ZM184 114V113H183ZM183 114H181V115H183ZM204 114V113H203ZM259 114V113H258ZM3 115V118L5 117L6 118V116H4ZM63 115V114H62ZM68 115V114H67ZM122 115H124V114H122ZM124 115V116H125ZM127 115V116H128ZM49 116V115H48ZM123 116V118L122 119H125V117ZM133 116H135V115H133ZM116 117H118V116H115V118ZM129 117V116H128ZM146 117V116H145ZM149 117V116H148ZM184 117V116H183ZM3 118H2V120H3ZM4 118V120H7V119H5ZM14 118L16 119V120H14ZM34 118V117H33ZM119 118V117H118ZM132 118V117H131ZM161 118V117H160ZM120 119V118H119ZM118 119V121H121V120H119ZM129 119V118H128ZM141 119H142V117H141ZM184 119V118H183ZM146 120V119H145ZM158 120V119H157ZM166 120H168V119H166ZM228 120V119H227ZM134 121V120H133ZM153 121V120H152ZM121 122H125V121H121ZM135 122V121H134ZM133 122V123H134ZM141 122V121H140ZM155 122V121H154ZM168 122V121H167ZM230 122V121H229ZM58 123V122H57ZM120 123V122H119ZM130 123V122H129ZM147 123V122H146ZM146 123H144V124H146ZM151 123V122H150ZM164 123V122H163ZM180 123V122H179ZM123 124H126V123H123ZM132 124V123H131ZM137 124H139V122H137ZM21 125V124H20ZM116 125V124H115ZM176 125V124H175ZM74 127L75 128V130L77 131V132H79L78 134H77V132H76V134L77 135H79L80 134V136H82V138L81 139H83V140H88V143H89V147L88 148H85L84 146H83V141H80L79 139V137L80 136H76L75 135V133L74 134H70L69 132H68V128L69 127ZM164 126H166V125H164ZM117 127H119V126H117ZM134 128V127H133ZM132 128V129H133ZM149 126H148V130H149ZM152 128V127H151ZM150 128V129H151ZM114 129H115V131H114ZM119 129V128H118ZM138 129V128H137ZM168 129V128H167ZM230 129H232V126H231V128ZM233 130V129H232ZM251 130V129H250ZM28 131V130H27ZM49 131V130H48ZM58 131V130H57ZM134 131V130H133ZM230 131V130H229ZM118 132V131H117ZM137 132V131H136ZM150 132V131H149ZM235 132V131H234ZM46 133H47V131H46ZM51 133V132H50ZM49 133V134H50ZM58 133V132H57ZM260 133V132H259ZM23 134V133H22ZM120 134V133H119ZM151 134L152 133H150V136H151ZM159 134V133H158ZM210 134H211V132H210ZM222 134V133H221ZM103 135H105V134H103ZM206 135V134H205ZM242 135V134H241ZM21 136V135H20ZM159 136V135H158ZM157 136V137H158ZM235 136V135H234ZM251 136V135H250ZM264 136V135H263ZM104 137V136H103ZM106 138H107V133H106V136H105ZM109 137V136H108ZM152 137V136H151ZM172 137V136H171ZM190 137V136H189ZM222 137H223V135H222ZM55 138V137H54ZM54 138H53V140H54ZM175 138V137H174ZM182 139V138H181ZM228 139H229V136H228ZM15 140H18L19 142H17L16 143V141ZM103 140H105V139H103ZM108 140V139H107ZM152 140H153V138H152ZM151 140V141H152ZM110 141H112V139L110 140ZM158 141H159V139H158ZM262 141V140H261ZM116 142V141H115ZM160 142L161 143H163L161 140H160ZM174 142V141H173ZM57 143V142H56ZM105 142H103V144H104ZM108 143V142H107ZM154 143V142H153ZM175 143V142H174ZM182 143V142H181ZM5 144V143H4ZM64 144V143H63ZM67 144V146H68V143H66ZM154 144H156V143H154ZM183 144V143H182ZM220 144V143H219ZM222 144V143H221ZM224 144V143H223ZM55 145V144H54ZM75 145V146H74ZM98 145V144H97ZM5 146V145H4ZM4 146H2L1 147V149H3V147ZM96 146V145H95ZM142 146V145H141ZM162 146V145H161ZM183 146H185V145H183ZM183 146H181V144H180V147H183ZM106 147H107V145H106ZM156 147V146H155ZM164 147V146H163ZM218 147V146H217ZM102 148V147H101ZM198 148V147H197ZM214 148V147H213ZM212 148V149H213ZM83 149V150H82ZM108 149V148H107ZM156 149V148H155ZM159 149V148H158ZM161 149V148H160ZM176 149H177V147H176ZM178 149H180V148H178ZM102 150V149H101ZM112 150V149H111ZM181 150V149H180ZM228 150V149H227ZM1 151V150H0ZM74 151V150H73ZM73 151H71V149H70V153L71 152H73ZM104 151V150H103ZM103 151H101V152H103ZM177 151V150H176ZM4 152V151H3ZM51 152V151H50ZM32 153V152H31ZM214 153V152H213ZM117 153H114V155H116ZM245 154V153H244ZM96 155H97V153H96ZM124 155V154H123ZM186 155V154H185ZM199 155V154H198ZM211 155V154H210ZM213 155V154H212ZM34 156H36V155H34ZM91 156V155H90ZM98 156V155H97ZM110 156V155H109ZM189 156V155H188ZM195 156H197V155H195ZM234 156V155H233ZM72 157H74V156H72ZM99 157V156H98ZM114 157V156H113ZM120 157V156H119ZM125 157V156H124ZM160 157H161V161L162 160H164V159H162V156L160 155ZM216 158H217V156H216ZM219 158V157H218ZM43 159V158H42ZM76 159H77V157H76ZM112 159V158H111ZM121 159V158H120ZM140 159V158H139ZM204 159H206V158H204ZM251 159V158H250ZM254 159V158H253ZM252 159V160H253ZM46 160V159H45ZM101 160V159H100ZM207 160V159H206ZM6 161H8V160H6ZM78 161V160H77ZM102 161V160H101ZM110 161V160H109ZM117 161V160H116ZM159 161V160H158ZM208 161V160H207ZM206 161V162H207ZM217 161V160H216ZM254 161V160H253ZM2 162V161H1ZM1 162H0V166H3V165H5V164H1ZM13 162V163H12ZM61 162V161H60ZM66 162V161H65ZM177 162V161H176ZM187 162H185V163H187ZM237 162V161H236ZM239 162V161H238ZM237 162V163H238ZM3 163V162H2ZM4 163H7V162H4ZM62 163V162H61ZM70 163V162H69ZM74 163V162H73ZM75 163H78V162H75ZM110 163V162H109ZM240 163V162H239ZM254 163V162H253ZM252 163V164H253ZM256 163H257V161H256ZM256 163H254V164H256ZM121 164V163H120ZM123 164V163H122ZM162 164L164 165V163H163V161H162ZM213 164L214 163H212L211 165V167H217V166H213ZM253 164V166L252 167H254L255 166V168H256V165H254ZM7 165V164H6ZM24 165V166H25ZM64 165V164H63ZM70 166V164H66L65 166ZM72 165H74V164H72ZM77 165H79V164H77ZM109 165V164H108ZM166 165V164H165ZM171 165V164H170ZM178 165H180V164H178ZM183 165V164H182ZM238 165V164H237ZM68 166V167H69ZM167 166V165H166ZM203 166V165H202ZM75 167V166H74ZM77 167V166H76ZM185 167V166H184ZM187 167V166H186ZM227 167V166H226ZM237 167V166H236ZM0 168H2V167H0ZM6 169V167H3V169ZM23 168V167H22ZM25 168H26V166H25ZM59 168V170H60V167H58ZM66 168V167H65ZM73 168V167H72ZM78 168V167H77ZM254 168V169H255ZM260 168V167H259ZM10 169V170H11ZM63 169H64V167H63ZM182 169V168H181ZM203 171H202V170ZM213 169V168H212ZM216 169V168H215ZM219 169H220V167H219ZM12 170V171H13ZM24 170V169H23ZM42 170V171H41ZM62 170V169H61ZM79 170V169H78ZM124 170H125V168H124ZM210 170V169H209ZM218 170V169H217ZM245 170H247V169H245ZM4 172H6L5 170H3ZM9 171V170H8ZM7 171V172H8ZM18 171V170H17ZM39 171H41V172H39ZM122 171H123V169H122ZM177 171H180V169H178ZM212 171V170H211ZM222 171V169H220V172ZM2 171L0 170V173H1ZM11 172V171H10ZM175 172V171H174ZM217 172H219V170L217 171ZM217 172L215 173V174H217ZM223 172V171H222ZM28 173H29V171H28ZM237 173V172H236ZM1 174H3V176L1 175ZM0 174V178L2 177H4V174L6 175V173H1ZM9 174V173H8ZM15 175L14 176H16V171H15V173H14ZM123 175H125L124 173H122ZM229 174V170H228V173H227V175ZM248 174V173H247ZM247 174H246V176H247ZM10 175V174H9ZM212 175H213V173H212ZM18 176H20V175H18ZM126 176L124 177V179H126ZM230 176V175H229ZM245 176V175H244ZM255 176H256V174H255ZM260 176H261V178H262V180H263V184H264V170L263 169H261V171H260ZM222 177V176H221ZM243 177V176H242ZM248 177V176H247ZM254 177V175L252 176V178ZM258 177H259V174H258V176H257V178H256V181H258ZM5 178V177H4ZM22 178H23V180H22ZM119 178H120V181H119ZM220 178V177H219ZM226 178V177H225ZM249 178V177H248ZM247 178V179H248ZM7 179V178H6ZM12 179V178H11ZM221 180H225L224 178L222 179V178H220ZM246 179V178H245ZM246 179V180H247ZM250 179V178H249ZM248 179V180H249ZM228 180V179H227ZM235 180V179H234ZM246 180H245V186H246ZM1 181H2V179H1ZM17 181V180H16ZM251 181V180H250ZM261 181V180H260ZM8 182V181H7ZM29 182H31V183H29ZM52 182H60V183H64V185H66L65 187L66 188H64V189H62V190H55L54 188H53V186H51L50 184L52 183ZM210 182V181H209ZM213 182V181H212ZM224 182V181H223ZM9 183V182H8ZM25 183V184H26ZM34 183H33V185H34ZM198 183H201V184H198ZM249 183V182H248ZM252 183V182H251ZM5 184V183H4ZM7 184V183H6ZM20 184H21V182H20ZM19 184V185H20ZM24 184V185H25ZM179 184V185H178ZM194 184V185H195ZM214 184H215V182H214ZM253 184H255V183H253ZM18 185V186H19ZM33 185H31V186H33ZM229 185H231V184H229ZM242 185V184H241ZM1 186H3V182H2V185ZM0 186V187H1ZM13 186H15L14 184H13ZM12 185H11V187H13ZM25 186H27V185H25ZM35 186V185H34ZM232 186V185H231ZM235 186H236V182H235ZM243 186V185H242ZM247 186H248V184H247ZM250 186H251V184H250ZM257 186V185H256ZM255 186V187H256ZM17 187V186H16ZM15 187V189H17ZM238 187V186H237ZM254 187V188H255ZM263 187H264V185H263ZM8 188V187H7ZM6 188V189H7ZM23 188V187H22ZM28 188H29V186H28ZM27 188V189H28ZM235 187L234 186H232V190H235L234 189ZM245 188V187H244ZM251 188V187H250ZM21 188L19 187V190H20ZM36 189V190H37ZM247 189H248V187H247ZM10 191H12V189H9ZM29 190H31L30 188H29ZM35 190V189H34ZM35 190V191H36ZM239 190H241V189H239ZM238 190V191H239ZM252 190V189H251ZM263 190V189H262ZM1 191V190H0ZM14 191H16V190H14ZM21 191H22V189H21ZM252 191H254V189L252 190ZM255 191H257L256 189H255ZM29 192V191H28ZM37 192V193H38ZM234 192V191H233ZM261 192V191H260ZM6 193V192H5ZM11 193H13L14 194V192L12 191ZM30 193V192H29ZM224 193V192H223ZM236 193V192H235ZM1 194H2V192H1ZM12 194V195H13ZM18 194V193H17ZM26 194H28V193H26ZM105 194V195H104ZM205 194H206V198H205ZM231 194V193H230ZM259 193H257L255 196L253 195V193H252V195L254 196H252V199L253 198H255V201L257 202V203H260L259 202V200L258 199H256V197H260L259 195H258ZM16 195V194H15ZM34 195V194H33ZM39 195V194H38ZM37 194H36V196H38ZM104 195V196H103ZM261 195V194H260ZM17 196V195H16ZM16 196H15V198H16ZM18 196H20V195H18ZM91 196H93V198L91 199ZM223 196H224V194H223ZM235 196H236V194H235ZM264 196V195H263ZM7 197V196H6ZM5 197V198H6ZM27 197H30V196H28L27 195ZM209 197H211V198H217V204H220V206L218 207V208H216L218 205H216V203H214V205H212L213 203H211V202H209L208 200H211V199H209ZM32 198H34V197H32ZM89 198L92 200V201H90L89 200ZM219 198V199H218ZM29 199V198H28ZM104 199V200H103ZM21 200V199H20ZM25 200V199H24ZM23 200V201H24ZM29 200H34V199H29ZM263 200V202H264V198L263 199H261V201ZM61 201V202H60ZM227 201V200H226ZM40 202V205L39 206H41V203ZM47 202V203H46ZM67 204H66V203ZM169 203L170 205L168 206V208H167V205H166V203ZM173 202H175L176 203V206H178V209H179V211L181 212L180 213V218H179V216L177 217V213L175 212V213H173L172 215H170V218H166V217H164V210H165V207L167 208V209H172V210H175L176 208H175V204L173 203ZM219 202V203H218ZM246 203H247V201H245ZM22 203V202H21ZM28 203V202H27ZM32 203H34V201L32 202ZM28 204H30V203H28ZM63 204V205H64ZM102 204H104V205H102ZM233 204V203H232ZM240 204V203H239ZM261 205V204H260ZM25 206V205H24ZM24 206H22V207H24ZM27 206V205H26ZM25 206V207H26ZM44 206V207H45ZM231 206V205H230ZM1 205H0V210H1ZM19 207H21V205L19 206ZM60 207H62V206H60ZM64 207V206H63ZM162 207H163V209H162ZM233 207H236L235 205L233 206ZM232 207V208H233ZM5 208V207H4ZM3 208V209H4ZM41 208H42V206H41ZM47 208L49 209V208H51V207H49V206H47ZM66 208V207H65ZM108 209H109V206L107 207ZM114 208V207H113ZM112 207L110 208V210H112L113 209ZM237 208V207H236ZM28 208H26V210H27ZM38 209V208H37ZM42 209H44V208H42ZM48 209H45V210H43V211H45L44 212V214L47 212V213H49L47 210ZM52 209V208H51ZM129 209H127V210H129ZM166 209V210H167ZM234 209V208H233ZM4 210H7V211H9V209H4ZM115 210H114V212H115ZM131 210H133V211H131ZM262 210V209H261ZM255 211L254 212V216H255V214H256V212H257V215H258V219L259 218H263L264 217V211L262 212V211ZM264 210V209H263ZM31 211V210H30ZM39 211H42V210H39ZM42 211V212H43ZM81 211V213L79 214V212ZM109 211V210H108ZM107 211V212H108ZM168 211V210H167ZM99 212V213H98ZM104 212H106V211H104ZM103 212V213H104ZM106 212V213H107ZM110 212V211H109ZM203 212V213H204ZM246 212H248V214H249V211H246ZM25 213V212H24ZM23 213V214H24ZM41 213V212H40ZM47 213L45 214V215H47ZM123 213H124V215H123ZM193 213V212H192ZM15 214V213H14ZM108 214V213H107ZM107 214H105L107 217H108V215ZM163 214V215H162ZM7 216H9L8 214H6ZM16 215V214H15ZM44 215V216H45ZM105 215H104V217H105ZM111 215V214H110ZM198 215V214H197ZM220 215V216H219ZM256 215V216H257ZM51 216V215H50ZM130 216V215H129ZM208 216V215H207ZM239 216V215H238ZM245 215H243V217H244ZM260 216V217H259ZM5 217V216H4ZM37 217V216H36ZM45 217H47V216H45ZM126 217V216H125ZM132 217V216H131ZM183 217V218H182ZM200 217V216H199ZM111 218V217H110ZM110 218H106V220H108V219H110ZM129 218V217H128ZM127 218V219H128ZM198 218V217H197ZM236 218V217H235ZM250 218V220H251V217L248 215L247 216V219H249ZM8 219L9 220H11L12 218H10V216L8 217ZM37 219V218H36ZM38 219H39V217H38ZM56 219V218H55ZM61 219V218H60ZM97 219L99 220L98 222L100 223V221H101V219L99 218V217H97ZM130 219V218H129ZM165 219H168V222H163V221H165ZM184 219V220H183ZM254 219H256L255 217H254ZM7 220V219H6ZM13 220V219H12ZM19 220H21L20 218H19ZM75 220H77V218L75 219ZM74 220V221H75ZM105 219H103L102 221V223H106V225H105V223H104V225H102V226H105V227H107L108 228V231L109 232H114V230H113V228H111L112 226H110V224H108L109 222L108 221H106ZM111 220V219H110ZM134 220V219H133ZM181 220V221H180ZM188 220V219H187ZM236 220H238V219H236ZM257 220V219H256ZM1 221V220H0ZM8 221V220H7ZM18 221V220H17ZM16 220H15V222H17ZM25 221V220H24ZM29 221L27 222L28 223V225H29ZM112 221V220H111ZM130 221V220H129ZM200 221H201V219H200ZM258 221H263L262 219H259ZM257 221V222H258ZM9 222V221H8ZM70 222H71V220H70ZM126 222V221H125ZM191 222H193V221H191ZM225 222V223H224ZM51 223H53L54 224V222H51ZM56 223V224H57ZM62 223V222H61ZM110 223H112V222H110ZM115 223V224H116ZM167 223H168V225L171 223V225H170V228H172V229H169L168 227H167ZM262 223H264V221L262 222ZM262 223L260 224V222L258 223L259 225H260V227H261V225H262ZM63 224V223H62ZM141 224L139 225V226H141ZM165 224H166V227H165ZM248 224H253V223H250V222H248L247 223V225ZM257 224V226L259 227V225ZM34 225H36V226H38V227H36V226H34ZM58 225L56 226V227H58ZM138 226V225H137ZM137 226H136V228H137ZM138 226V227H139ZM176 226V225H175ZM174 226V227H175ZM207 226V225H206ZM245 226V225H244ZM252 226V225H251ZM253 226H256V225H254L253 224ZM256 226V227H257ZM14 227V228H15ZM62 227H63V229H62ZM135 227V226H134ZM133 227V228H134ZM205 227V226H204ZM203 227V228H204ZM214 227L216 228V229H214ZM260 227H259V229H260ZM263 227V226H262ZM261 227V229H263ZM9 228V232H8V230H7V228H4V229H6L7 231V233H5V234H7V237H8V233H10V234H13L14 235V233H13V231H15L16 232V230H14L12 227H8ZM118 228H119V226H118ZM175 228H177V229H179L180 230V227H175ZM247 228H249V225H248V227ZM141 229H143L142 228V226H141ZM177 229H174V230H176L177 231ZM233 229V230H232ZM259 229H258V233L256 234V235H258L259 233H260V231H259ZM99 229L97 228V231H98ZM100 230H101V228H100ZM103 230V229H102ZM245 230H246V228H245ZM27 231V232H26ZM136 231H137V229H136ZM141 231V230H140ZM181 231V230H180ZM185 231V230H184ZM184 231H181V232H184ZM202 231H205V233H203ZM253 232H255L254 230H252ZM19 230L16 232L17 234L18 233H21ZM26 232V233H25ZM33 232V233H32ZM104 232V231H103ZM105 232H107V231H105ZM139 232V231H138ZM142 232V231H141ZM144 232V231H143ZM262 232V235L264 234L263 232H264V229L261 231ZM124 233H126V232H124ZM172 233H173V231H172ZM171 233V234H172ZM216 233V234H215ZM9 234V235H10ZM115 234V233H114ZM131 234V233H130ZM132 234H134V233H132ZM140 234V233H139ZM138 234V235H139ZM183 234H186V232L185 233H183ZM13 235H11V236H13ZM27 235H30V234H27ZM99 235V234H98ZM106 235V234H105ZM105 235H104V237H105ZM116 235V234H115ZM125 235V234H124ZM140 235H142V233L140 234ZM180 235H182L181 233H180ZM1 236V235H0ZM11 236H9L8 238H13V237H11ZM18 236V235H17ZM20 236V235H19ZM102 236V235H101ZM101 236H99V238L101 237ZM132 235H129V237H131ZM135 236V235H134ZM259 236V235H258ZM16 237V238H15ZM23 237V236H22ZM145 237H146V235H143V238L142 239H144L145 240ZM174 237H175V235H174ZM220 237V238H219ZM243 237V236H242ZM242 237H240V238H242ZM260 237V236H259ZM258 237V238H259ZM107 238V237H106ZM128 238V237H127ZM135 238V237H134ZM20 239H21V237H20ZM28 239V238H27ZM26 239V240H27ZM93 239V240H92ZM250 239H252V238H250ZM257 239V238H256ZM120 240H122V241H120ZM130 240H132V239H130ZM139 240H140V237H139ZM195 240L197 241V238H195ZM22 241V240H21ZM92 241V242H91ZM126 241V240H125ZM161 241V242H160ZM120 242H123L122 244V246L120 245H117L118 243H120ZM145 242V241H144ZM148 242V241H147ZM199 242V241H198ZM215 242H219V241H215ZM242 242V241H241ZM244 242V241H243ZM23 243V242H22ZM138 243V242H137ZM20 246H23V247H18L19 245ZM28 244V245H27ZM121 244V243H120ZM133 244V243H132ZM193 244V243H192ZM202 246H201V248H205L207 245L206 244H204L203 242H202ZM207 244H212V245H214V243H207ZM117 245V246H116ZM206 245V246H205ZM211 245V246H212ZM221 245L219 244H217V245H214V247H212V248H220L221 247ZM236 245V246H237ZM118 246H119V248H118ZM130 246H132V245H130ZM148 246V245H147ZM6 247H7V245H6ZM120 247H122V248H120ZM124 247V248H123ZM135 247V246H134ZM208 247V246H207ZM209 247H210V245H209ZM255 247V246H254ZM4 248V247H3ZM8 248V247H7ZM194 248H199V246L197 247V246H195ZM222 248V247H221ZM241 248H243V247H241ZM244 248H247V247H245L244 246ZM58 250V251H57ZM219 250V249H218ZM250 250V249H249ZM248 250V251H249ZM16 251L17 250H15V255H16ZM57 251V252H56ZM134 251V250H133ZM244 251V250H243ZM73 252H75V253H73ZM94 252V251H93ZM92 252V253H93ZM103 252V251H102ZM132 252V251H131ZM12 253H14V251L12 252ZM201 253V252H200ZM203 253V252H202ZM201 253V258H200V261H202V264H225V263H227V264H236V260L234 261V259L233 258H231V256H225V258H223L222 257V254H220V253H218L217 252V249L215 250H213V251H211V255H209V254H202ZM10 254H11V252H10ZM73 254H76V255H73ZM90 254V253H89ZM95 254V253H94ZM134 254V253H133ZM137 254V253H136ZM198 254H199V252H198ZM198 254L196 255V256H198ZM255 254V253H254ZM93 255V254H92ZM256 255V254H255ZM257 255L259 256V254L257 253ZM14 256V255H13ZM70 256H71V258H70ZM74 256V257H73ZM76 256V257H75ZM246 256V255H245ZM209 257V258H208ZM248 257V256H247ZM206 258H208L209 260L208 261H206L205 259ZM254 258V257H253ZM13 259V258H12ZM16 259V258H15ZM96 259V258H95ZM100 259V258H99ZM124 259V258H123ZM122 259V260H123ZM177 260L176 261H178V262H180V261H182L181 259H183L182 257L180 258V257H178V258H176ZM247 259V258H246ZM9 260V259H8ZM63 260H66V259H63ZM101 260H102V257H101ZM100 260V261H101ZM189 259H186V262L188 261ZM197 260V259H196ZM199 260V259H198ZM198 260H197V263L196 262H194V264L196 263V264H199V262H198ZM16 261V260H15ZM67 261V260H66ZM72 261V260H71ZM75 261V260H74ZM89 261V260H88ZM103 261H105V259L103 260ZM124 261V260H123ZM173 261H175V260H173ZM175 261V263H178V262H176ZM184 261V260H183ZM190 261V260H189ZM77 262V261H76ZM185 262V263H186ZM193 262V261H192ZM206 262V263H205ZM92 263V262H91ZM125 263V262H124ZM201 263V262H200ZM12 264V263H11ZM67 264V263H66ZM69 264V263H68ZM100 264V263H99ZM133 264V263H132ZM135 264V263H134ZM178 264H180V263H178ZM184 264V263H183ZM186 264H188V263H186ZM189 264H191V261H190V263ZM259 264V263H258ZM261 264V263H260Z\"/></svg>","mask_w":264,"mask_h":264}]
</instances>
